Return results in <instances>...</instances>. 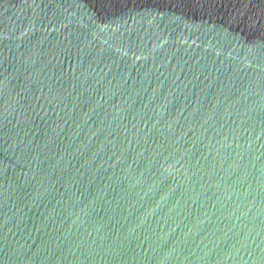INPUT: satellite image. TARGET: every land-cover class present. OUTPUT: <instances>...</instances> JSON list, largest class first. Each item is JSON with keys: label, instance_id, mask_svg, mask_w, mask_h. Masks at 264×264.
<instances>
[{"label": "water", "instance_id": "1", "mask_svg": "<svg viewBox=\"0 0 264 264\" xmlns=\"http://www.w3.org/2000/svg\"><path fill=\"white\" fill-rule=\"evenodd\" d=\"M0 264H264V0H0Z\"/></svg>", "mask_w": 264, "mask_h": 264}]
</instances>
